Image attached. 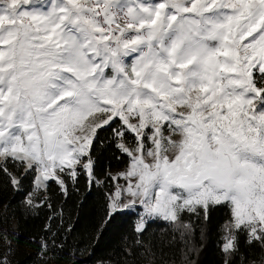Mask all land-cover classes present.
Masks as SVG:
<instances>
[{"label":"snow or ice","instance_id":"obj_1","mask_svg":"<svg viewBox=\"0 0 264 264\" xmlns=\"http://www.w3.org/2000/svg\"><path fill=\"white\" fill-rule=\"evenodd\" d=\"M98 145L129 158L101 233L138 217L108 264H155L149 223L187 245L215 207L221 264H264V0H0V176L26 210L51 207L41 188L95 184ZM55 219L45 256L63 250ZM13 254L0 232V264Z\"/></svg>","mask_w":264,"mask_h":264},{"label":"trees","instance_id":"obj_2","mask_svg":"<svg viewBox=\"0 0 264 264\" xmlns=\"http://www.w3.org/2000/svg\"><path fill=\"white\" fill-rule=\"evenodd\" d=\"M94 155L97 157L95 175L98 177L95 184H87L85 177L81 176L78 183L69 181L68 194L62 195L56 184L51 183L47 191L43 189L38 194L41 201H48L51 207H43L34 201L36 207L26 210L24 197L9 188L6 178L0 176V208L6 210L15 222L12 247L17 264L38 262L37 257L43 254L39 250L42 237L51 216L56 217L51 221L54 232L61 224L64 225L57 240L58 244L63 243V250L57 249L55 254L49 251L46 256L43 254L44 264H99L101 261L108 264L109 258L113 262L118 257L123 259L119 253L125 245L134 246L135 215L118 217L102 233L100 231L105 198L111 190L108 174L125 167L128 158L117 159L110 148L101 150L99 145ZM31 187L25 182L26 190ZM227 212V208H213L207 223L203 217L198 220L192 216L195 235L187 245L181 238L185 229L178 231L179 225L169 226L164 221L149 223L142 242L145 248L153 251L151 258L155 264H221L218 241ZM188 220L186 215L185 224ZM48 235L50 238L51 234Z\"/></svg>","mask_w":264,"mask_h":264},{"label":"rangeland","instance_id":"obj_3","mask_svg":"<svg viewBox=\"0 0 264 264\" xmlns=\"http://www.w3.org/2000/svg\"><path fill=\"white\" fill-rule=\"evenodd\" d=\"M159 2H163V0H119V5L127 6L128 4H133V6H135V3H143L146 5H150V6H155V4L159 3ZM124 10H126V7L123 8L121 11H124ZM256 103H257V107H259V103L258 102H256ZM169 154L171 155V153H169ZM128 165H129V158H128V162H127L125 167L118 169V170L110 171L109 174H119V173L123 172ZM109 174H108V176H109ZM110 180H111V190H112L115 187V185L117 184V181L113 180V179H110ZM119 183L123 184V180L121 179L119 181ZM42 191H43V188H41L40 191L37 192L36 194L38 195ZM137 219H138V217L135 216V224L137 222ZM159 222H161V221H159ZM14 230H15L14 220L7 214L6 210H4L3 208H0V232L6 231L7 238H8V240L11 241V251H12V253H14L11 257L13 264H17V261L15 259L16 258L15 251L13 250V247H12V239L14 236ZM37 260H38V262L36 264H44L45 263V256L40 253V255L37 257Z\"/></svg>","mask_w":264,"mask_h":264},{"label":"built area","instance_id":"obj_4","mask_svg":"<svg viewBox=\"0 0 264 264\" xmlns=\"http://www.w3.org/2000/svg\"><path fill=\"white\" fill-rule=\"evenodd\" d=\"M121 15H123V11H121V13H120Z\"/></svg>","mask_w":264,"mask_h":264}]
</instances>
